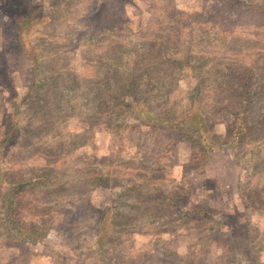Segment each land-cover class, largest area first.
<instances>
[{"label":"rangeland","instance_id":"obj_1","mask_svg":"<svg viewBox=\"0 0 264 264\" xmlns=\"http://www.w3.org/2000/svg\"><path fill=\"white\" fill-rule=\"evenodd\" d=\"M241 2L0 0V140L17 108L32 133L0 149V170L30 183L22 216L39 237L0 248V264H264V176L245 179L264 162L249 169L230 138L249 100L245 143L264 147V13L246 8L264 0ZM134 99L167 122L196 102L217 148L192 161L175 132L139 122ZM106 212L118 232L99 258Z\"/></svg>","mask_w":264,"mask_h":264},{"label":"trees","instance_id":"obj_2","mask_svg":"<svg viewBox=\"0 0 264 264\" xmlns=\"http://www.w3.org/2000/svg\"><path fill=\"white\" fill-rule=\"evenodd\" d=\"M232 2L244 6L241 0H232ZM246 8L256 13H264V4L260 6L250 5ZM33 13L32 18L37 15V12ZM32 18H18L15 23L17 26V30L20 33L25 32V30H29ZM29 58L32 61L33 78L34 81H36V79L39 78L40 75V58L38 57V54L33 50H30ZM121 69L123 71L127 70V68L123 66L121 67ZM131 84L132 83L129 81H127V83L125 84V90L127 92L128 90L132 89ZM194 92L200 93L199 87L194 89ZM132 106L133 109H135V111L138 113V120L142 125L151 127V129H166L171 132H175L178 138L189 143L193 150L191 158L192 161L200 159L202 156H207L209 150H214L217 148L215 138L206 137L204 135L207 133L206 119L203 112L196 106V102L194 101L190 102L189 109L187 110L184 121L175 122H167L159 117H155L147 110V107L145 106L143 101L134 99ZM237 106L238 112L236 113L235 121L233 122V126L235 129H233L230 134L231 142L237 150H244V148L246 149L244 155L245 157L247 156L246 163L248 168L258 170V164L260 162H264V153L261 154V151L264 150V147H259L261 141L258 143L257 141H255V150H248V145L245 143L248 138L247 125L249 121L250 101L241 100L239 101ZM19 115L20 111L19 108H17L15 113L12 115L9 125V131H7V133H5V135L0 140V149H3L4 145H7L9 141H15L16 144H19V146L22 147L28 142V137L32 135L30 130L24 132V130L21 129ZM239 155L240 152L236 153L238 162H240V158L238 157ZM47 176L48 173H42V175H38L37 177L45 179ZM261 176L264 175H255L250 178L245 177V179H249L248 181L252 182L255 178H260ZM245 182H247V180ZM28 186H30V183H24L22 179L18 177V174L15 176L12 182L8 181L7 177H4L3 173L0 170V202L2 204L0 210V221H2V227L0 228V248L14 247L15 245H19L20 242L34 243L39 239L37 234L38 230L33 229L30 223L25 222L22 216V212H24V208L22 206L23 198ZM175 195L174 199H165L163 202H168L169 204L174 205V201H176ZM240 198L241 202L245 205L246 212L243 214V216L248 217L249 206L247 200L245 199V195L241 193ZM181 213L183 216L194 218H198L201 214L200 211H191L187 209L182 210ZM113 215L114 213L110 212L103 213L102 217H100L99 219V222L92 225V234L95 238L92 246L97 247L99 258H102V254L106 252V250L110 249V240L114 238V235L118 232V229H116L114 224V219L112 217ZM211 223L213 224L212 229H216L217 223H219V221H217V223L214 221L212 210ZM221 236L228 237V235L224 233H221L220 237ZM231 238L232 237H228L227 239L230 240ZM249 264L261 263L258 258H255Z\"/></svg>","mask_w":264,"mask_h":264}]
</instances>
